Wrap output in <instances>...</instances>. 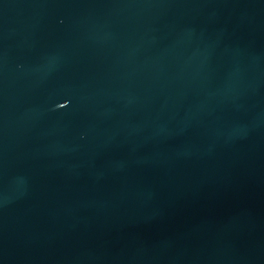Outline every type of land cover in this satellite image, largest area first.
<instances>
[{"label":"water","instance_id":"water-1","mask_svg":"<svg viewBox=\"0 0 264 264\" xmlns=\"http://www.w3.org/2000/svg\"><path fill=\"white\" fill-rule=\"evenodd\" d=\"M0 264H264V0H0Z\"/></svg>","mask_w":264,"mask_h":264}]
</instances>
